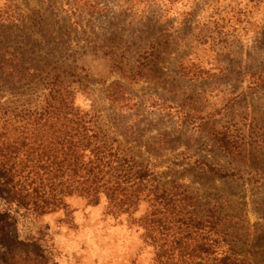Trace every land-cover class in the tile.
I'll return each mask as SVG.
<instances>
[{
    "label": "rangeland",
    "instance_id": "obj_1",
    "mask_svg": "<svg viewBox=\"0 0 264 264\" xmlns=\"http://www.w3.org/2000/svg\"><path fill=\"white\" fill-rule=\"evenodd\" d=\"M53 83L101 142L216 206L264 264V0H0V108L41 106ZM62 191L60 209L17 217L36 248L10 264L154 263L148 202L120 212Z\"/></svg>",
    "mask_w": 264,
    "mask_h": 264
},
{
    "label": "trees",
    "instance_id": "obj_2",
    "mask_svg": "<svg viewBox=\"0 0 264 264\" xmlns=\"http://www.w3.org/2000/svg\"><path fill=\"white\" fill-rule=\"evenodd\" d=\"M48 89L36 108H0V261L10 264L16 254L36 248L20 238L17 217L60 209L62 186L71 182L90 203L104 197L120 212L148 202L142 223L153 264H253L216 206L202 210L184 186L101 142L89 114L69 101L71 93L65 98L54 83Z\"/></svg>",
    "mask_w": 264,
    "mask_h": 264
}]
</instances>
